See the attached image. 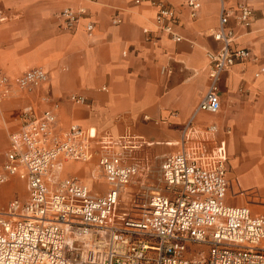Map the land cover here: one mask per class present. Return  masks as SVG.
Instances as JSON below:
<instances>
[{
	"label": "built area",
	"instance_id": "1",
	"mask_svg": "<svg viewBox=\"0 0 264 264\" xmlns=\"http://www.w3.org/2000/svg\"><path fill=\"white\" fill-rule=\"evenodd\" d=\"M134 2L156 9L154 28L143 29L147 40L155 39L153 31L184 39L176 30L177 11L168 2ZM187 5L194 18L202 4L187 0ZM232 16L250 28L255 20L251 0H235V6L222 0L213 33L221 46L206 52L210 83L197 111L218 112L223 74L237 63L259 61L250 49L232 45L238 36ZM3 18L0 11V26ZM58 20L64 30H76L83 20L88 33L95 29L86 5L63 8ZM121 22L113 17L114 24ZM263 73L261 64L255 77ZM48 79L41 66L15 80L0 70V114L5 99ZM70 100L88 104L80 94ZM18 122V130L8 134L12 148L0 167V185L20 175L27 197L15 196L0 208V264H264V210L252 207L264 204V198L228 176L226 142L218 139L216 123L199 127L191 118L179 149L164 154L156 169L148 159L143 165L137 158L146 141L130 129L115 138L73 124L60 134L55 110L34 103L23 106ZM95 155L92 176L105 182L106 190L94 191L77 175H62L66 161L89 162ZM242 195L249 197L247 204L230 201ZM189 243L207 244L210 252L191 258Z\"/></svg>",
	"mask_w": 264,
	"mask_h": 264
},
{
	"label": "crops",
	"instance_id": "2",
	"mask_svg": "<svg viewBox=\"0 0 264 264\" xmlns=\"http://www.w3.org/2000/svg\"><path fill=\"white\" fill-rule=\"evenodd\" d=\"M165 1L177 11L176 30L184 37L180 41L156 31L153 41L146 39L143 29L154 28L156 13L148 3L0 0L4 14L0 70L13 80L37 66L49 75L40 87L17 91L2 102L0 135L9 139V131L19 128L17 115L23 106L34 103L41 109L55 110L60 134L73 124L93 133L110 132L115 138L130 129L146 141L136 154L144 165L146 159L154 164L153 157L170 153L167 150L173 144L169 141L178 145L191 118L199 127L216 123L218 139L226 142L228 176L238 178L243 190L264 195V73L255 77L264 64V0H251L255 20L250 28L241 27L234 16L230 17L238 33L232 45L250 49L259 61L237 63L226 71L220 81V110H199L201 114L198 106L210 83L206 52L221 46L213 33L219 24L222 0H200L202 5L194 18L187 0ZM225 2L235 6V0ZM81 5L88 7L94 31H86V20L76 30L62 29L58 13ZM115 16L122 22L114 24ZM71 94L85 96L88 104L71 101ZM9 142L3 161L12 148ZM97 159L95 155L89 162L68 160L62 175H77L94 191L100 190L94 181H102L92 176ZM237 197L240 201L236 204L249 201L247 196Z\"/></svg>",
	"mask_w": 264,
	"mask_h": 264
},
{
	"label": "rangeland",
	"instance_id": "3",
	"mask_svg": "<svg viewBox=\"0 0 264 264\" xmlns=\"http://www.w3.org/2000/svg\"><path fill=\"white\" fill-rule=\"evenodd\" d=\"M18 115H17V119H18ZM1 116H3V111L1 113ZM147 119H149V118H147ZM9 132H11V131H9ZM9 143H10L9 139L6 136L0 135V167H1L2 161L4 159L5 150L8 147ZM152 143H154V142H150V144H152ZM169 144H173V145H172V148L170 150H167V152H171V151L177 149L179 146V143L177 145L176 141H174V140L169 141ZM161 155L159 157H153L154 158L153 159L154 160V168H156V169L158 168L159 162L162 158ZM94 183L96 185H99L97 187L100 190L106 189V187H107V184H104L102 182L98 183V182L94 181ZM250 193L252 195L254 194L253 192H250ZM257 194L260 196L261 199L264 198V195L259 194V193H257ZM15 196H18L20 198H26L27 197V187H26L25 179H23L19 176H13L8 182L0 185V208L5 206L8 202V200L12 199ZM250 197H252V196H250ZM239 198L240 197H237L236 199L234 198L230 201L232 203H237L240 201ZM252 207L254 208L255 212L264 210V204H260V205L253 204ZM209 252H210V246L207 244H202V243H189L188 249H187V255L191 258H195V257L199 256L200 253L208 255Z\"/></svg>",
	"mask_w": 264,
	"mask_h": 264
},
{
	"label": "bare ground",
	"instance_id": "4",
	"mask_svg": "<svg viewBox=\"0 0 264 264\" xmlns=\"http://www.w3.org/2000/svg\"><path fill=\"white\" fill-rule=\"evenodd\" d=\"M201 111H199V113H200ZM202 113V112H201ZM200 113V114H201ZM252 130H253V127H252ZM253 133V132H252ZM232 139V138H231ZM259 158V157H258ZM257 159V158H256ZM254 160V159H253ZM258 161V160H257ZM263 161H264V159H263ZM234 162H235V160H234ZM239 164V163H238ZM70 167H71V165H70ZM260 167V166H259ZM255 168V167H254ZM257 168V167H256ZM260 170H261V168H260ZM260 172V171H259ZM260 175V174H259Z\"/></svg>",
	"mask_w": 264,
	"mask_h": 264
}]
</instances>
